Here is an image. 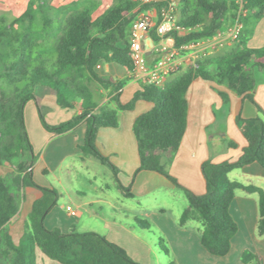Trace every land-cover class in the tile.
<instances>
[{"label":"trees","instance_id":"trees-1","mask_svg":"<svg viewBox=\"0 0 264 264\" xmlns=\"http://www.w3.org/2000/svg\"><path fill=\"white\" fill-rule=\"evenodd\" d=\"M171 2L154 0L145 7L155 9L161 20ZM135 8L136 3L131 0H114L110 8L94 16L98 9L94 2L75 1L52 10L43 0H32L21 16L11 21L0 19V167L11 169L0 177V264H37L38 249L59 264H140L98 233H63L46 228L45 219L56 205L59 193L34 181L38 155L25 117L30 102L37 107L43 128L53 135L67 134L85 123L83 155H91L109 167L127 198L132 197L131 188L121 184L117 167L97 148V134L102 128L119 126L118 111H133L140 101L151 103L152 108L137 117L133 125L140 160L134 176L142 171L157 173L184 193L188 207L179 224L184 227L191 221L200 223L202 246L213 256L225 257L238 232L230 213L237 191L258 195V234L264 236V191L229 179L232 171L254 163L264 169L262 117L237 118L247 142L237 161L215 164L208 160L202 164L205 194L197 195L183 187L167 170L187 129V92L195 80L224 87L226 90L218 93L225 108L230 106L232 92L256 105L252 93L264 81V47L254 49L248 44L264 18V0H180L177 27L193 30L182 36L171 33L175 47L212 39L239 20L242 28L237 39L222 53L186 64L162 86L142 85L130 102L122 104L121 91L128 80L101 75L97 67L117 64L133 72L128 37ZM38 15L41 24L37 23ZM152 37L160 41L154 32ZM96 87L109 92V105L99 106L94 94ZM47 97H55L63 109L78 108L80 114L57 125L48 124L42 105ZM227 146L237 147L232 141ZM30 188L37 189L41 197L33 203L16 244L11 221L18 215ZM134 221L141 229L150 230L147 221ZM159 244L168 254L162 241ZM241 261L264 264L259 254L250 251L242 254Z\"/></svg>","mask_w":264,"mask_h":264},{"label":"crops","instance_id":"crops-1","mask_svg":"<svg viewBox=\"0 0 264 264\" xmlns=\"http://www.w3.org/2000/svg\"><path fill=\"white\" fill-rule=\"evenodd\" d=\"M229 46L231 44L229 43ZM248 46L250 48L264 47V18L258 23L255 33ZM201 53L210 55L226 49L227 44L215 46L209 42L199 44ZM189 62L184 60L183 69ZM98 72L104 76L113 77L116 80H128L121 91V102L127 104L134 94L141 90V84L135 81L130 72L117 64H101ZM218 90H226L215 83L195 80L187 92L188 119L187 129L183 137L181 147L173 161L167 166L169 173L185 188L197 195L206 192V184L202 174V164L208 160L215 164L235 162L239 159L247 142L237 125V118L264 119V81L261 82L252 93L256 105L245 100L235 93H230L231 103L225 108L219 96ZM99 104L100 107L109 105L110 94ZM31 103V102H30ZM29 104V103H28ZM27 104V105H28ZM35 105V104H34ZM44 116L60 113L55 97H47L42 102ZM152 104L140 101L133 111H118L119 126L117 128H102L97 134L96 145L99 151L118 169V180L124 187H130L132 197L127 198L118 188L114 176V184L128 200L154 199V207L151 210L135 211L129 209L113 208L105 217L92 209L95 201L72 202L65 201L60 207L55 206L45 219V226L49 230L58 229L63 233H88L95 232L104 236L111 243L124 249L127 254L140 264H154L160 262V254L156 250V243L139 233L135 228V218H145L150 225V231L158 233L157 241H165L175 256L176 264H242L241 257L245 251L259 254L264 260V236L258 234L259 197L256 194H246L237 191L233 200L230 213L238 226V232L232 239L231 250L225 257L213 256L202 246L200 223L191 221L186 226L179 224L182 213L188 207L177 192L175 186L165 177L148 171H142L137 176L135 172L139 168L137 139L133 132V125L137 117L148 112ZM111 108L115 109L113 104ZM37 108V107H36ZM68 111L69 109H63ZM61 110V111H63ZM67 114L66 119L53 121V125L69 120L80 114L78 108ZM26 117V111H25ZM27 127L28 122L26 119ZM31 142L35 153L38 155L37 164L33 170L34 181L37 185L52 189V184L41 176L55 173L61 168L86 169L91 168L94 157L83 155L81 147L85 143L86 124L82 123L75 130L56 136L47 132L41 122L36 130L31 132L28 127ZM235 142L237 147L228 148V142ZM80 161V164L77 162ZM0 176H4L0 174ZM231 181H238L244 185H254L264 191V169L257 163L248 165L242 169L229 173ZM163 192L169 196L181 197V205L169 206L163 200ZM81 195L80 192H77ZM41 197V193L34 188L26 191L25 199L18 215L13 219L11 235L16 244H19L24 232V222L28 218L33 203ZM79 198V197H78ZM162 198L160 201L159 199ZM71 199V197L69 198ZM101 202V200H96ZM183 201V202H182ZM67 202V203H66ZM187 205H186V204ZM113 206V205H112ZM186 206V207H185ZM168 208V207H167ZM87 215V216H85ZM147 235V234H146ZM150 235V234H149ZM171 253V252H170ZM171 253V254H172ZM39 252L37 251V264ZM42 264H52L43 260Z\"/></svg>","mask_w":264,"mask_h":264},{"label":"rangeland","instance_id":"rangeland-1","mask_svg":"<svg viewBox=\"0 0 264 264\" xmlns=\"http://www.w3.org/2000/svg\"><path fill=\"white\" fill-rule=\"evenodd\" d=\"M31 1L32 0H0V19L4 18L7 21H11L21 16L26 11ZM43 1L47 5V7L51 8L52 10H57L75 1L76 2L77 1L94 2L98 5V9L95 12L94 16H98L102 14L105 10H107L114 4V0H43ZM131 1L136 3L135 18L148 15V16L153 17L155 20L159 19V16L157 15V12L155 9L145 7L149 5L151 1L150 2H145V0H131ZM179 15H180V9L175 11L176 21H178ZM37 23L41 24L40 15L37 16ZM189 32L190 31H187V30H177L171 33H175L179 36H182L184 34H188ZM171 36L173 37V35ZM210 40L211 39H205V40H202V42L203 41L211 42ZM229 43L232 46L233 43L232 42H229ZM231 46L227 44L226 49L223 48V50L218 53L224 52V50H227V48L229 49ZM197 60L199 59L192 60L191 62H195ZM100 90L101 89L99 87L94 88V94L99 104L102 103L105 98H107L106 93H101ZM61 110H63V108H61L60 111H58L60 113L48 114L47 120H46L47 123L50 125H53L54 123L53 121H55L56 123V121H59V119H66L68 113L71 114L74 112L72 109H69L68 111L66 110L61 111ZM44 113H47V112H44ZM26 119H27L28 127L30 131L31 132L35 131L40 119H39L37 108L33 102L29 103L26 107ZM66 121L68 120H63V122H66ZM91 160H93L92 161L93 164L91 168H89L88 170L84 168L82 169L71 168L68 170L66 168H61L57 170L55 173H49L45 175L43 174L41 176L42 179L50 182L53 185L52 189H55L59 193V198L55 206L60 207L61 205L65 204V201L67 202L69 201L72 203H73V200L77 202L95 201L92 207L87 206L86 209L88 210L92 209L93 211H96L99 214H103L105 217L110 216L108 212L109 211L112 212L111 209L113 208H117V209L132 208L133 210L140 212L144 210H151L152 207H154V203H155L154 199L146 201V200H142L141 198L135 199V200H128L127 198H125L123 194L120 192V190H118V188L114 184V174L112 170L109 167L101 164L95 158ZM77 164H80V161L77 162ZM10 171L11 169L8 166L0 167V174L2 175H6ZM77 192H80L81 195H78ZM177 192L178 193L176 194H178V196L180 194L182 198H185L184 202L187 203V199L184 193L179 189H177ZM163 194H164L162 196L163 200H166L169 204V206H166L167 210L171 209L170 207L172 205L177 206V207L181 205V197L179 199L177 195L169 196L164 192ZM70 197L71 199H69ZM97 199L101 200V202L100 203L97 202L96 201ZM159 200L161 201L162 198H160ZM139 219L145 220V218L141 216H139ZM12 221H11V226H12ZM135 228H137V231L139 233L142 232V235L144 237L147 236L149 240L153 239V241L156 243L157 248L155 251L159 252L161 259H160V262H155L154 264H170V263L176 264L175 256L173 254L174 252L172 253V250L168 247L167 243L165 241H162L164 247L168 250V254L164 252L163 248H161L160 244L158 243L157 238L160 237L158 233L156 232L154 233L153 231H150V230L141 229L136 223H135ZM37 251L39 252L38 264L43 263L42 259L45 260L46 262H51L52 264H59L56 261H53L49 259L48 257H46L40 249H38Z\"/></svg>","mask_w":264,"mask_h":264},{"label":"built area","instance_id":"built-area-1","mask_svg":"<svg viewBox=\"0 0 264 264\" xmlns=\"http://www.w3.org/2000/svg\"><path fill=\"white\" fill-rule=\"evenodd\" d=\"M150 1L154 0H145V2ZM179 5L180 0H172L161 20L145 15L136 17L130 24L128 42L133 63L131 75L141 85L162 86L181 70L184 60L191 63L192 60L207 56L205 52L201 53L199 50V44L202 41L191 42L177 48L174 45V39L169 37L173 31L184 30L177 27L175 11L179 9ZM241 28V22L236 20L229 29L219 33L209 43L217 47L229 44V42L233 43ZM153 32L160 39L159 42L153 39Z\"/></svg>","mask_w":264,"mask_h":264}]
</instances>
